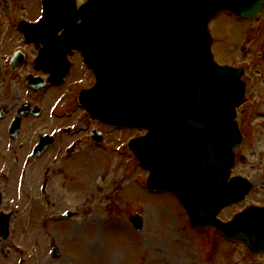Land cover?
<instances>
[{
	"label": "water",
	"instance_id": "95a60500",
	"mask_svg": "<svg viewBox=\"0 0 264 264\" xmlns=\"http://www.w3.org/2000/svg\"><path fill=\"white\" fill-rule=\"evenodd\" d=\"M223 8L244 18L261 11L264 19V0H101V46L112 54L117 77L110 96L84 104L109 121L121 117L119 109L128 112L129 123L148 129L132 144L150 170L147 185L171 190L192 226L211 225L251 253L264 252V207L248 206L229 221L216 217L250 187L243 177L228 180L244 83L241 68L218 65L209 51L208 19ZM167 131L174 143L163 149ZM129 220L142 228L141 214Z\"/></svg>",
	"mask_w": 264,
	"mask_h": 264
},
{
	"label": "rangeland",
	"instance_id": "374dc122",
	"mask_svg": "<svg viewBox=\"0 0 264 264\" xmlns=\"http://www.w3.org/2000/svg\"><path fill=\"white\" fill-rule=\"evenodd\" d=\"M28 10L33 0H27ZM33 11L31 15H35ZM247 27L256 29L251 35ZM214 35L213 50L218 60L243 63L247 66L248 94L243 109H264V23L259 17L242 22L229 14H218L211 24ZM247 45L246 49L242 46ZM249 45V46H248ZM62 91H49L46 97L39 93L38 104L51 103ZM264 121V120H262ZM39 122V121H38ZM40 123V122H39ZM253 129V128H252ZM251 129V130H252ZM249 131L248 141L253 140ZM129 133V132H128ZM114 142L120 139H115ZM264 137V135H263ZM253 148V146H251ZM245 147V155L255 162V154ZM104 152L95 155L80 153L65 161L67 171L60 178L66 187L61 190L56 203L64 207H46L44 198L36 195L37 187L21 198L22 211L18 214L15 238L10 243L13 254L0 262L13 264H253L261 261L243 255L245 249L238 244L223 242L216 230L210 227L191 228L185 209L166 191L154 192L145 186V173L134 161L132 168H124L121 162L114 165L115 157ZM246 171L242 164L236 172ZM106 169L107 178L98 181L102 189H96L92 181ZM105 174V175H106ZM43 172L39 178L42 180ZM114 182L108 189L104 183ZM39 182V179H38ZM7 195L16 198L13 190ZM48 197V196H47ZM46 197V198H47ZM51 196H49L50 199ZM53 200V197L51 198ZM23 200V202H22ZM233 204L220 212L221 219L228 218L244 206ZM37 205L39 207H37ZM33 207V208H32ZM71 210L69 218L57 217L62 209ZM76 211V212H74ZM139 211L143 216V230L136 232L128 216ZM52 245L58 246L60 257H50ZM9 250V249H8ZM7 250V251H8Z\"/></svg>",
	"mask_w": 264,
	"mask_h": 264
},
{
	"label": "flooded vegetation",
	"instance_id": "af4514ba",
	"mask_svg": "<svg viewBox=\"0 0 264 264\" xmlns=\"http://www.w3.org/2000/svg\"><path fill=\"white\" fill-rule=\"evenodd\" d=\"M84 1L76 0V5ZM27 2L0 0V213L10 215L9 235L3 237L0 233L2 256L14 252L8 244L11 242L12 245L15 238L18 214L22 211L20 201L28 195V189L32 192L38 186L35 189L37 194L33 195L45 197L49 206L64 207V203H56V198L66 197L60 196L61 190L66 187L60 178L67 171L65 161L82 152L91 155L104 152L116 159L118 146L125 152L119 159L124 168L128 167L132 158L126 143L134 136V128L112 126L93 119L78 104L79 91L94 80L79 49L67 47L65 59L69 69L61 78V84L48 81L42 87L34 84V80H46L49 72L53 73V69L59 65V56L52 53L43 55V49L48 52L51 48L46 46L48 31L38 23L42 15V2L33 0L30 10ZM33 11H36L35 15H31ZM74 17L79 23L80 14L75 13ZM24 20L33 23L29 41L21 30ZM56 74L57 71L53 75ZM60 88L62 91L50 104L45 101L46 98L42 104H38L40 91L46 97L51 93L49 91ZM247 111L249 113L243 108L239 109L238 122L243 139L236 161L244 168L247 166L246 171L242 167L240 173L256 184L248 193L247 202L264 206V109L251 108ZM250 130L253 140L248 141ZM113 134L115 139L120 140L114 142ZM97 135L99 141H96ZM246 146H253L250 153L255 154V162L249 163L244 151ZM40 172L44 174L42 180L39 178ZM105 174L106 169L92 181L96 189H102L98 181L104 182L107 178ZM110 185L114 186V182L104 183L103 187L108 189ZM10 190L16 193V198L7 195ZM246 256L253 260L262 257L261 261L253 264H264V254L246 253ZM0 264L13 262L7 260Z\"/></svg>",
	"mask_w": 264,
	"mask_h": 264
}]
</instances>
